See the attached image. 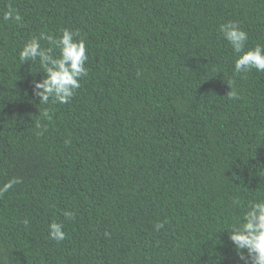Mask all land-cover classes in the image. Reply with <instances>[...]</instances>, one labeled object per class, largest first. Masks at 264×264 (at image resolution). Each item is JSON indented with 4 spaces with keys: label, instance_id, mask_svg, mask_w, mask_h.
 I'll return each instance as SVG.
<instances>
[{
    "label": "trees",
    "instance_id": "16d2710c",
    "mask_svg": "<svg viewBox=\"0 0 264 264\" xmlns=\"http://www.w3.org/2000/svg\"><path fill=\"white\" fill-rule=\"evenodd\" d=\"M229 21L264 45V0H0V186L20 180L0 196V264H243L226 230L234 197L264 199V73L234 72ZM65 28L89 74L39 104L45 74L19 53Z\"/></svg>",
    "mask_w": 264,
    "mask_h": 264
},
{
    "label": "clouds",
    "instance_id": "9594fccd",
    "mask_svg": "<svg viewBox=\"0 0 264 264\" xmlns=\"http://www.w3.org/2000/svg\"><path fill=\"white\" fill-rule=\"evenodd\" d=\"M5 21H21L20 14L9 7L4 13ZM223 39L226 40L234 53L239 54L234 61V72L236 74H247L252 69L264 73V45L257 44L254 48L245 51L248 34L236 22H226L219 26ZM79 33L67 28L62 30L59 38L42 34L33 37L25 43L19 53L21 63L35 62L39 60V67L45 74L41 81H33V94L39 98V104L48 105L52 103H69L75 96L76 90L81 87V81L88 76L85 67L88 61L87 48L84 39H77ZM41 39H46L51 45L48 48L41 46ZM54 49H59V57L53 56ZM230 100L239 99L236 91L228 93ZM38 117L51 119L47 108L39 110ZM36 128H41V121H35ZM18 178H13L0 186V196L19 183ZM233 207L240 210V216L229 226V240L234 245L237 256L243 264H264V199L252 200L243 203L239 197L232 200ZM71 217L72 213H65ZM27 223V221H25ZM155 230L164 227L163 223L155 224ZM63 225L53 222L49 225V235L52 239L60 241L65 239L66 233L62 230Z\"/></svg>",
    "mask_w": 264,
    "mask_h": 264
}]
</instances>
